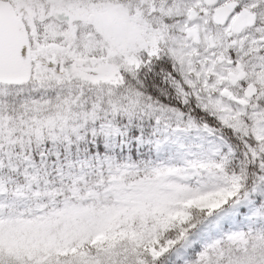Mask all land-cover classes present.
I'll use <instances>...</instances> for the list:
<instances>
[{
	"label": "snow or ice",
	"instance_id": "1",
	"mask_svg": "<svg viewBox=\"0 0 264 264\" xmlns=\"http://www.w3.org/2000/svg\"><path fill=\"white\" fill-rule=\"evenodd\" d=\"M0 264H264V0H0Z\"/></svg>",
	"mask_w": 264,
	"mask_h": 264
},
{
	"label": "rangeland",
	"instance_id": "2",
	"mask_svg": "<svg viewBox=\"0 0 264 264\" xmlns=\"http://www.w3.org/2000/svg\"><path fill=\"white\" fill-rule=\"evenodd\" d=\"M211 139V138H209ZM136 141V140H135ZM138 144V143H137ZM189 144V140H183V141H175L171 143H161L160 145H157L155 142L153 143H144V144H138L141 146H147L150 147L153 152V159L152 162H167L172 161L174 163H178L180 160V157L184 155L186 146ZM181 145H184V147H181ZM212 199H214L213 196H207L202 198L201 200L197 201V203H208Z\"/></svg>",
	"mask_w": 264,
	"mask_h": 264
},
{
	"label": "trees",
	"instance_id": "3",
	"mask_svg": "<svg viewBox=\"0 0 264 264\" xmlns=\"http://www.w3.org/2000/svg\"><path fill=\"white\" fill-rule=\"evenodd\" d=\"M112 154L118 162H121V160H125V158L128 157H131V161H145L151 158V154L148 152L147 148H139L134 142L129 144V148L126 151L122 148L119 150V148L116 147Z\"/></svg>",
	"mask_w": 264,
	"mask_h": 264
}]
</instances>
